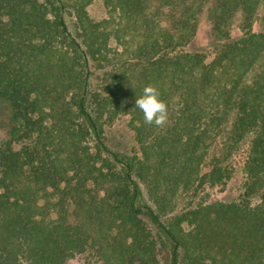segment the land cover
Returning a JSON list of instances; mask_svg holds the SVG:
<instances>
[{
    "label": "trees",
    "instance_id": "1",
    "mask_svg": "<svg viewBox=\"0 0 264 264\" xmlns=\"http://www.w3.org/2000/svg\"><path fill=\"white\" fill-rule=\"evenodd\" d=\"M93 1L0 0V264H264V0Z\"/></svg>",
    "mask_w": 264,
    "mask_h": 264
},
{
    "label": "rangeland",
    "instance_id": "2",
    "mask_svg": "<svg viewBox=\"0 0 264 264\" xmlns=\"http://www.w3.org/2000/svg\"><path fill=\"white\" fill-rule=\"evenodd\" d=\"M87 11L89 17L95 21L105 16V9L100 0H94L87 8ZM190 50L204 53L208 58L214 53L213 45L211 44L209 37V27L205 18H202L198 25L197 34L194 42L190 46ZM8 114V105L0 98V125L3 124L4 117L8 116ZM104 136L107 146L115 152L128 156L136 151L133 135L127 126L126 117H119L116 119L113 124L105 129ZM240 181L241 178L239 175L232 179V181L226 186L225 193H228L230 196H236L239 192ZM69 264L83 263L78 259H75Z\"/></svg>",
    "mask_w": 264,
    "mask_h": 264
},
{
    "label": "clouds",
    "instance_id": "3",
    "mask_svg": "<svg viewBox=\"0 0 264 264\" xmlns=\"http://www.w3.org/2000/svg\"><path fill=\"white\" fill-rule=\"evenodd\" d=\"M159 97L160 93L155 86H145L140 98L135 100V107L142 111L146 124L163 127L168 123V108Z\"/></svg>",
    "mask_w": 264,
    "mask_h": 264
}]
</instances>
